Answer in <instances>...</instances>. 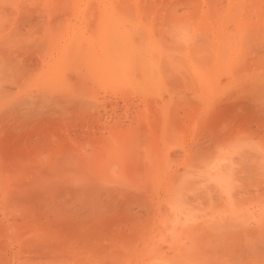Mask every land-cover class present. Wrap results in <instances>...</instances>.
Masks as SVG:
<instances>
[{
	"label": "rangeland",
	"instance_id": "rangeland-1",
	"mask_svg": "<svg viewBox=\"0 0 264 264\" xmlns=\"http://www.w3.org/2000/svg\"><path fill=\"white\" fill-rule=\"evenodd\" d=\"M263 218L264 0H0V264H250Z\"/></svg>",
	"mask_w": 264,
	"mask_h": 264
},
{
	"label": "bare ground",
	"instance_id": "bare-ground-1",
	"mask_svg": "<svg viewBox=\"0 0 264 264\" xmlns=\"http://www.w3.org/2000/svg\"><path fill=\"white\" fill-rule=\"evenodd\" d=\"M118 15V14H117ZM122 16H124V14H122ZM125 18V17H124ZM123 20H125V19H123ZM127 50H129V51H133L134 49L132 48V46H128V48H127ZM125 67L127 68L128 67V65L127 64H125ZM115 182H117V181H105V183H106V185H103V188H104V190L106 191L113 183H115ZM210 189V187H207V189ZM206 189V190H207ZM213 189V188H212ZM111 190L113 191L114 190V187H111ZM214 190V189H213ZM91 193H93V194H90L85 200H87V199H92V201H97V197H98V195L99 194H101V193H99V194H95L94 193V191H92ZM207 195H209V194H207ZM116 196V195H115ZM121 197V196H120ZM209 197L211 198V194L209 195ZM213 197V196H212ZM54 198V200L56 201H53V202H55V203H57V200L58 199H61V197H59V196H56V197H53ZM52 198V199H53ZM85 200H82V199H75V200H70V199H65V200H63V199H61L60 200V203H58V205L59 204H61L62 205V207H63V205H70V209H68L69 210V214H71V213H74V212H76V211H78V210H80V209H83V210H85V209H87V207L85 206ZM142 201V200H141ZM54 206L55 207H57V204H54ZM68 214V213H67ZM82 218H83V216H82ZM205 218V217H204ZM254 219V218H253ZM263 220H264V218H263ZM262 220V221H263ZM76 221V222H75ZM78 221H79V219L76 217L75 218V220H72V219H67V220H65V221H63V222H66V224H63L64 225V228H65V230L66 231H71V232H69V234L70 233H73V231L75 232V233H77L78 232V228H77V224L76 223H78ZM202 221H204V220H201V222ZM208 221V220H207ZM201 222H200V225H198V226H201ZM261 222V221H260ZM259 223V222H258ZM261 223H263V222H261ZM261 223H259V224H261ZM224 228H226V226L224 227ZM230 228V227H229ZM228 228V229H229ZM247 231H248V229H247ZM245 234H247L246 233V231L244 232ZM251 233V232H250ZM68 234V235H69ZM69 236H71V234L69 235ZM245 237H246V235H244ZM247 236H250V234H248ZM242 237V236H241ZM245 237H243V239L245 238ZM252 237V236H251ZM257 238V237H256ZM255 238V239H256ZM249 239V238H248ZM253 239V238H252ZM252 239H251V241H252ZM230 240V239H229ZM238 240H240L241 242H242V240L241 239H238ZM237 240V242H239ZM264 240V239H263ZM214 242L215 241H217V240H213ZM220 241H224V240H219V242ZM235 241H236V238H235ZM246 241V240H245ZM233 243H235L234 241H232ZM213 243V242H212ZM218 242H216L215 244H217ZM227 243H229V242H227ZM242 243H244V242H242ZM246 243V242H245ZM253 243V242H252ZM251 243V244H252ZM264 243V242H263ZM222 244V243H221ZM224 244H226V243H224ZM218 245V246H221V248H219V250H220V252H223V249H225V245ZM230 245H231V242L229 243ZM229 244H227V245H229ZM236 245H239L240 243H235ZM248 244V243H247ZM227 246V249H231L230 251H232V248H236L237 246H233V244L231 245V246ZM246 245V244H245ZM245 245H244V247H242L243 245H241V248H242V250H240V248L239 249H237V250H235V249H233V250H235V251H238L240 254H242V252H243V250H246V251H248L249 253L248 254H250V255H248V254H246V256H245V252H243L244 254H242V255H244L243 257L242 256H240V258L242 259V258H246L247 260H250V262H251V259L253 260L250 264H263L264 263V246H262L261 244L259 245L260 247H257L256 246V244H252L250 247L252 248H249V250H247L246 248H247V246L245 247ZM250 245V244H249ZM93 246L94 245H92V244H90L88 247H86V248H89V249H92L93 248ZM208 246H209V244H208ZM218 246H216V249H217V247ZM233 246V247H232ZM210 247H212V246H210ZM214 247V246H213ZM239 247V246H238ZM254 247H257V248H254ZM58 248V246L56 247V249ZM85 248V249H86ZM243 248H245V249H243ZM208 249V251H213V253H217L216 251L214 252V249H209V248H207ZM226 249V250H227ZM225 250V251H226ZM256 251V252H255ZM227 252V253H226ZM226 252H223V255H224V253L225 254H228V253H230V252H228V251H226ZM238 252H237V254H238ZM213 253H212V256H213ZM252 253V254H251ZM210 254L211 253H209V256H210ZM237 254L235 253V252H232V253H230V254H228V256H231L230 258L229 257H227L228 259H229V261L230 260H235L236 261V257L238 258V256H237ZM250 256L251 257V255H253L252 257H251V259L249 258L248 259V256ZM220 256H222L221 254H220ZM224 257V256H223ZM222 257V258H223ZM214 258V257H213ZM216 258H220L221 259V257H216ZM246 259H245V261H246ZM195 260V259H194ZM197 260H198V258H197ZM216 260V259H215ZM223 260H226V259H223ZM240 260V259H239ZM238 260V261H239ZM244 260V259H243ZM196 261V260H195ZM229 261H228V263H229ZM192 262V261H191ZM227 262V261H226ZM233 262V261H232ZM237 262V261H236ZM239 262H241V260L239 261ZM249 262H247V264H248ZM190 264H195V263H190ZM227 264V263H226ZM245 264V263H244Z\"/></svg>",
	"mask_w": 264,
	"mask_h": 264
}]
</instances>
